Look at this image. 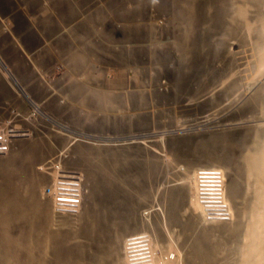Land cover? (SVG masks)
<instances>
[{
	"label": "rangeland",
	"instance_id": "374dc122",
	"mask_svg": "<svg viewBox=\"0 0 264 264\" xmlns=\"http://www.w3.org/2000/svg\"><path fill=\"white\" fill-rule=\"evenodd\" d=\"M263 53L264 0H0V121L29 134L0 156V264H124L148 209L168 264H244ZM59 151L77 216L42 191ZM203 167L228 221L191 204Z\"/></svg>",
	"mask_w": 264,
	"mask_h": 264
},
{
	"label": "built area",
	"instance_id": "2783aa9c",
	"mask_svg": "<svg viewBox=\"0 0 264 264\" xmlns=\"http://www.w3.org/2000/svg\"><path fill=\"white\" fill-rule=\"evenodd\" d=\"M13 133L17 134V136L13 137ZM21 136H29V134L26 132H19L16 125L10 124V121L0 122V155L9 150L14 138ZM49 168L52 169V172ZM47 169L48 173L51 175L55 172L53 180L50 181L43 191V194L50 197L53 211L57 214H78L80 212V205L82 204V174L78 171L68 170L65 167L64 154L62 151H59L55 158L47 160L42 171L46 173ZM207 169L211 171L209 178H204L207 182L201 181L203 179L201 177H197L196 179V190L194 189V193L196 192L194 194L196 202L198 205L200 204L199 208L204 219L228 221L231 218L229 209L223 208L216 214L212 213V211L217 210H213L205 205L203 206V204H207L206 202L210 200H214V203L225 202L222 197L223 188L220 185L216 186V184H220L216 181L219 178H215V176L219 174L215 173L212 168ZM207 169H200V171H208ZM217 170L222 178L221 171L219 169ZM203 183H206L207 187L212 188L208 191L210 193L212 192L209 199H205L203 191H199ZM150 212V209L143 211V217L146 218L145 221L147 223H150V220L147 219ZM123 252L125 264H155V250L153 247V234L151 229L144 232L129 234L124 240ZM168 259H171L170 256H168Z\"/></svg>",
	"mask_w": 264,
	"mask_h": 264
},
{
	"label": "bare ground",
	"instance_id": "6f19581e",
	"mask_svg": "<svg viewBox=\"0 0 264 264\" xmlns=\"http://www.w3.org/2000/svg\"><path fill=\"white\" fill-rule=\"evenodd\" d=\"M260 49H262V48L260 47ZM261 51H263V50H261ZM263 55H264V53H263ZM262 58H263V56H262ZM252 61L254 62L255 60L253 59ZM249 64H250V62H249ZM248 68H249V66H248ZM260 81L261 80H259V82ZM217 121H218L217 118H215V120L207 119L206 123L199 124L195 127L198 128L201 126H207V125H210V124L217 122ZM250 121H252L253 123L255 122V120H250ZM257 121H259L257 129H261L263 132V135L260 137V140L259 139H255V141L253 140L254 141V143L252 145L253 153L250 155V158H249V161L251 163V170L250 171H251V174H253V176H255V178H254L255 181H254L253 187L250 190L251 196H252V204H251L250 209L247 210L250 213L249 214L250 217H249L248 222H247L248 228L246 227L247 230L249 229V232L247 231V234L245 233L246 235L244 234L243 237H241V238H243V240L245 238V242H244L243 247H242L243 251L241 250L243 258L246 259L244 264H264V123H262L264 121V117L263 118L260 117V119ZM254 137L257 138V132H256ZM207 168L208 167H203L201 169L206 170ZM207 170L208 171H200V169H197L194 171L192 179L191 178L186 179V181L192 180L193 201L191 202V204H193L194 206H198V208H199L200 204L199 205L196 204L197 202H196L195 195H194L196 193V192L194 193V189L196 186L195 182H196L197 177L198 178L201 177V178H203L201 181L207 182L204 178H209V174H211L210 169H207ZM212 170H214L215 173L219 174V175L215 176V178H219L216 181L220 183V184H216V186L220 185L223 189H225L227 182H224V180L221 178L220 173L217 172L218 171L217 169L212 168ZM221 174H222V172H221ZM206 185H207L206 183L201 184V189L199 191H203V193L205 195V199H209L212 192L210 193L208 191L211 190L212 188L207 187ZM213 201L214 200H210L209 202H206L207 204H203V206L205 205V206H207L213 210H217V211H212V213L217 214L223 208L230 209L229 203H227L226 198H224V201H225L224 203L223 202L214 203ZM233 219H234V217H232L231 220H233ZM133 233H139V231L138 232H132V234ZM123 258H124V252H123ZM159 258H161V259H159ZM174 260L178 261V258H175L172 260H169V259L165 260L163 257L157 256L156 254L154 255V263L155 264H168L170 262H173ZM124 264H125V259H124Z\"/></svg>",
	"mask_w": 264,
	"mask_h": 264
},
{
	"label": "clouds",
	"instance_id": "9594fccd",
	"mask_svg": "<svg viewBox=\"0 0 264 264\" xmlns=\"http://www.w3.org/2000/svg\"><path fill=\"white\" fill-rule=\"evenodd\" d=\"M1 122V121H0ZM11 146V145H10ZM9 150H10V147H9ZM8 153V151L6 152V153H4V154H1L0 156H2V155H5V154H7ZM66 156V155H65ZM64 164H65V157H64ZM65 167H66V164H65ZM68 169V168H67ZM69 170V169H68ZM71 171H73V170H71ZM42 172H44V171H42ZM45 173V172H44ZM48 185V184H47ZM42 191H44V189L42 190ZM45 196V195H44ZM47 199H49V197H47ZM82 210V209H81ZM81 210H80V212L78 213V214H76V215H71V214H63V215H67V216H77V215H79L80 213H81ZM53 212V214H57V213H55L54 211H52ZM142 216H143V212H142ZM144 218V217H143ZM148 227H147V229H145V230H141V231H139V232H144V231H146V230H148V229H151V227H150V224H151V221H150V223H147L146 221L144 222ZM130 234H132V233H130ZM134 234V233H133ZM153 234V233H152ZM129 235V234H128ZM127 235V236H128ZM127 236H125V238L127 237ZM125 238H124V240H125ZM124 240H123V249H124ZM153 247H154V243H153Z\"/></svg>",
	"mask_w": 264,
	"mask_h": 264
}]
</instances>
